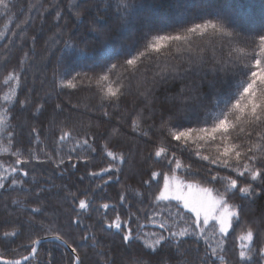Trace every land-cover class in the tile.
Masks as SVG:
<instances>
[{
  "label": "snow or ice",
  "instance_id": "6c2138e0",
  "mask_svg": "<svg viewBox=\"0 0 264 264\" xmlns=\"http://www.w3.org/2000/svg\"><path fill=\"white\" fill-rule=\"evenodd\" d=\"M87 2L88 0H82L77 4L72 0L68 10H75V15L79 17L80 9ZM105 2V15L115 17L120 21L121 27L131 23L135 17V0H114L115 11L112 0ZM15 7L11 0H0V9L3 10L0 15L15 23L10 15ZM40 7L44 8V5ZM52 7L56 9L55 19L59 21L63 18L60 5L55 4ZM31 20L29 10L27 19L15 23L20 32L11 34L22 39L25 26ZM169 27L171 31L145 26L127 51L113 50L109 55L107 49H102L100 56L90 66L91 75L89 72H76L75 75L68 72L63 78H58L55 86L61 90L94 88L102 102H111L116 108L125 95L126 82L130 83L137 74L143 76L144 85H148L150 81L153 84H168L177 79L184 81L193 73L195 66L203 71L202 79L211 76L209 84L212 88L220 83L227 87L213 92L210 104L201 101L195 109L188 107L189 102L201 98L185 95V89H181L179 98L173 100L177 106L166 110L169 115L167 120H161L160 130L167 135H162L158 142H154V151L149 153L148 158L168 168L171 175L151 171L148 178L141 181L147 189L146 207H136V211H132L134 205L129 192H134L139 205L144 204L145 193L124 185H121L122 190L118 193V203L105 202L98 206L95 204L97 192H103L114 175L118 181V174L125 163V153L113 151L109 147V141H105L103 155L109 159V163L99 171L87 173L93 181L99 178L103 182L97 184L95 189L85 190L80 195L69 193L76 211L71 222L81 225V213L92 210L100 214L102 233L105 230H115L114 234L120 236L121 244L126 249H131L138 243L142 245V254L131 255L122 264H150L143 258L144 255L158 256L165 248L179 257L176 264H190L185 256L188 251L186 246L189 244L194 246L197 253V264H257L256 257L259 258V264H264V221L242 219L244 204L229 202L237 193L241 201L252 200L264 193V34H258L260 51L257 53L254 37L242 38L240 33L229 30L226 21L218 17L210 18L208 14L189 16ZM93 31L97 32L98 37H107L102 28H94ZM0 38H4L3 33H0ZM32 39L34 41L35 37ZM206 39L211 44V55H207V49L201 46H196L194 50L196 40ZM249 40L253 45L251 52L234 47V44H243L246 47ZM113 56L122 59L117 58L110 62ZM27 57L28 53H24L19 67L8 71L2 80V86L7 91L0 95V155L7 154L15 159L7 163V167L5 163H0V189H24L27 183L25 178L29 177L30 172L23 166L33 161L37 164L51 162L61 169L66 163L62 155L66 144L70 145L68 162L73 161L72 154L77 153V149L90 153L97 151L94 140L90 142L87 138L82 139L66 126L60 127L55 148L51 151L46 145L40 148L30 146L27 149L17 145V128L27 125L23 122L14 125L11 121L19 118L14 115L17 109L24 111L32 104L33 90L29 88L25 94L23 87L27 79L23 70ZM8 60L10 57L3 59L2 63L6 66ZM195 74L199 75V72ZM195 90L194 87L192 91ZM21 94H24L23 99H20ZM151 95V88H146L142 93L148 105ZM101 107H104L103 103ZM43 108V104H37L35 113H40ZM56 109L62 110V106L57 104ZM188 112L193 115H187ZM102 115L108 117L110 113L104 110ZM138 115L141 118H151L150 115L144 117L143 109ZM131 128L133 133L146 138V142L152 141L150 127L142 128L134 119ZM119 132V128H114L112 136H118ZM28 135L30 145L41 144L40 130L31 127ZM172 141L180 143L172 145ZM176 147L206 162V182L218 187H206L199 181L177 176L176 172L180 170L185 176L196 177L200 175V169L194 171L191 163H184L177 156ZM38 152L43 153L44 159L40 158ZM206 152L212 154H204ZM76 161L88 163L89 157L77 154ZM77 163H71V167L75 169ZM66 170L62 169L61 175ZM105 174L108 179H104ZM159 176H163V186L153 192V183L159 185L156 179ZM79 179L83 181L85 177L81 176ZM33 183H36L35 177ZM45 190L41 188L39 192ZM12 203L20 204L22 201L13 200ZM31 211L39 214L41 208L35 207ZM109 211L114 213L111 219L108 218ZM10 223L6 221L0 227L7 228ZM133 224L135 227H132ZM149 225L157 230H146ZM35 227L36 221L30 216L27 231H34ZM39 227L44 234L30 237L26 244L15 243L21 235L19 227L12 226L10 230L0 231V264H54L51 250L47 251L46 259L40 258L43 240L58 241L59 245L70 250L68 264H84L88 256L87 252L83 256L81 252L89 247L94 253V264H116L111 246L98 237L91 225L85 227L79 242L70 240L52 222L44 225L41 221ZM237 228L241 229L239 233ZM230 240L238 242L239 249L231 258L234 250L229 247ZM155 264L163 262L157 260Z\"/></svg>",
  "mask_w": 264,
  "mask_h": 264
},
{
  "label": "trees",
  "instance_id": "16d2710c",
  "mask_svg": "<svg viewBox=\"0 0 264 264\" xmlns=\"http://www.w3.org/2000/svg\"><path fill=\"white\" fill-rule=\"evenodd\" d=\"M72 0H11L16 7L13 8L12 20L20 23L27 19L30 15L32 20L25 26L26 30L20 36H13L12 32H20L15 27V23L10 22L7 17L0 15V33L4 34V38H0V95H3L6 88L2 86L3 77L13 68L19 67V61L24 57V53H28L25 59L23 70L27 79L24 82L25 94L27 89L32 91V104L26 110H16L15 116L11 122L14 125H20L22 122L27 127H18L16 143L18 146L27 149L28 147H44L47 146L49 151L55 148V141L58 138L60 127L66 126L73 129L74 135L80 138H87L96 147V153H90L77 149V153H73V161H67L68 147L65 145L62 149V155L66 161L61 169L56 168L55 164L43 163L37 164L35 161L23 167L30 172L26 177L27 183L24 189L17 188L0 189V225L10 221L7 228L0 227V231L10 230L12 226L20 228L21 235L16 239V244L28 243L30 237L35 238L36 235H43V231L39 227L42 221L44 225L49 222L54 223L70 240L79 242V238L83 235L86 226L91 225L96 231L98 237L103 240L106 245L111 246L112 256L116 260V264H122L131 255H140L144 251L139 243L131 249H126L120 241V236L115 235V230L100 231L102 225L100 214L90 210L89 213H81L83 223L75 225L71 221L76 216L75 205L69 193H80L88 189H95L97 184L102 183L99 178L93 179L87 176L89 171H99L102 167L107 166L109 159L103 155V145L105 141H109V147L116 152L125 153V163L118 174V181L115 178L109 181L103 192H97L95 196V204L101 203H118V193L122 190L121 185L131 186V189H140L145 193V201L143 205L137 204L134 192H129L134 207L132 211H136V207H146L148 203L147 189L141 183L143 179H147L151 171H160L171 175L168 168L161 164H157L154 160L149 159V153L154 151V142H158L160 137L166 136V132L160 130V122L162 119L167 120L169 112L167 109H174L177 105L173 103L174 99H178V93L181 89H185V95L199 96L201 99H193L189 102L188 107L195 109L196 106L203 101L210 104L212 101V93L221 91L227 86L225 84H217L212 88L209 84L211 76L202 79L203 71L194 66L193 73L187 79L181 81L177 79L174 82L163 84L160 82L144 85L143 76L137 74L130 83L126 82L125 95L120 99L118 108L113 107L111 102L101 101L100 96L95 89L79 87L77 89H59L55 85L58 78H63L66 73L70 72L75 75L76 72H90V66L94 59L100 56L102 49H107L111 55L113 50L127 51L128 48L137 39V36L145 26L154 29H163L171 31L170 25L189 16H197L208 14L210 18L218 17L227 22L229 30H234L241 34L242 38H252L256 40V52L259 53V35L264 34V0H135V17L131 23L121 27L120 21L111 15H105V0H88L87 4L80 9V15H75V10L69 11L68 5ZM82 0H75L80 4ZM113 11H115L114 0ZM60 5L62 10V19H55V11L52 6ZM40 5H44L41 8ZM23 9V11H21ZM3 10L0 9V13ZM42 13V15H41ZM166 19L165 23L161 20ZM94 28H102L107 33V37H98ZM11 30V31H9ZM33 37L35 40L33 41ZM11 40V43H9ZM7 46V47H5ZM196 46L206 48L207 55H211L212 49L209 40H196L194 42V50ZM234 47L244 48V51L251 52L253 45L250 40L247 46L243 44H234ZM205 54V53H201ZM8 60L5 66L3 59ZM122 57L113 56L112 61ZM98 71V69H97ZM199 72V75L195 73ZM70 78V77H69ZM195 87V91L192 89ZM146 88L152 89L150 97V105L146 104L142 93ZM24 98V94L20 95V99ZM2 103V101H0ZM104 105L102 108L101 105ZM37 104H43L44 108L40 113H35ZM60 104L62 110H57L56 105ZM144 110V117H139L140 110ZM107 110L110 115L104 117L103 111ZM193 115L192 112L186 113ZM136 119L142 128H151L152 141L146 142V138L140 137L138 133L132 132V121ZM182 119V117H181ZM31 127H35L41 132V144L39 146L30 145V137L28 132ZM119 128L118 136H112V130ZM87 134V135H85ZM235 135V133H234ZM170 139V138H169ZM180 142L172 141V145H178ZM177 156L184 163H191L193 170L200 169V175L196 177L185 176L180 170L176 175L186 180H196L206 187H218V185L208 184L206 182V162L200 161L198 157L191 156L187 151L182 152L179 147L175 148ZM41 159H44L42 152H38ZM54 154V153H53ZM77 154L89 157V162L76 161ZM204 154H212L206 152ZM27 155V153H26ZM14 157L7 154L0 155V163H11ZM71 163H77V167L73 169ZM67 169L61 175L62 169ZM84 176L81 181L79 178ZM35 177L36 183H33ZM104 179H108L105 174ZM159 185L153 183L152 191L155 192L158 187L163 186V176L156 178ZM46 189L39 192V189ZM39 195L37 196V193ZM13 200L22 201L20 204H13ZM230 203H243L244 212L242 219L247 221L262 220L264 221V193L253 197L252 200L241 201L239 194L230 199ZM175 202H173L174 204ZM35 207L41 208V213L33 214L31 209ZM103 210H101L102 212ZM123 211V210H121ZM55 215V216H54ZM114 213L108 212V218L111 219ZM33 217L36 221L34 231H27L29 217ZM54 216V218L52 217ZM135 227V224L132 225ZM157 230L154 226L149 225L146 230ZM241 231L237 228V233ZM259 243L257 244V247ZM15 247V245H13ZM188 251L185 256L190 264H197L198 256L192 244L186 246ZM229 247L234 251L230 255L234 256L238 253V242L230 240ZM48 250L52 251L54 264H68L70 252L56 241L47 242L40 246V258L46 259ZM87 252L88 259L84 264H94V253L89 247L83 249L81 254ZM145 260L150 264L160 260L163 264H176L179 257H176L172 250L163 249L159 255H144ZM171 258V259H170ZM257 264L259 258L256 257Z\"/></svg>",
  "mask_w": 264,
  "mask_h": 264
},
{
  "label": "water",
  "instance_id": "95a60500",
  "mask_svg": "<svg viewBox=\"0 0 264 264\" xmlns=\"http://www.w3.org/2000/svg\"><path fill=\"white\" fill-rule=\"evenodd\" d=\"M52 240H43L42 242H41V245L42 244H44V243H47V242H51ZM56 242H58V241H56ZM59 243V242H58ZM68 250V249H67ZM69 252H70V250H68Z\"/></svg>",
  "mask_w": 264,
  "mask_h": 264
},
{
  "label": "rangeland",
  "instance_id": "374dc122",
  "mask_svg": "<svg viewBox=\"0 0 264 264\" xmlns=\"http://www.w3.org/2000/svg\"><path fill=\"white\" fill-rule=\"evenodd\" d=\"M167 20L166 19H162L161 22L165 23ZM55 216V215H54ZM54 216H52L54 218Z\"/></svg>",
  "mask_w": 264,
  "mask_h": 264
}]
</instances>
